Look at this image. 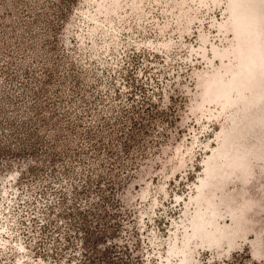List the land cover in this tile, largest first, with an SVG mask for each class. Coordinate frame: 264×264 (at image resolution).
I'll use <instances>...</instances> for the list:
<instances>
[{"label":"rangeland","instance_id":"rangeland-1","mask_svg":"<svg viewBox=\"0 0 264 264\" xmlns=\"http://www.w3.org/2000/svg\"><path fill=\"white\" fill-rule=\"evenodd\" d=\"M64 4L0 0V264H264V0Z\"/></svg>","mask_w":264,"mask_h":264},{"label":"trees","instance_id":"trees-1","mask_svg":"<svg viewBox=\"0 0 264 264\" xmlns=\"http://www.w3.org/2000/svg\"><path fill=\"white\" fill-rule=\"evenodd\" d=\"M69 1L70 0H63V2L65 4H64V6L62 5V7L60 9V13L57 14L58 15L57 16L58 17V20H60L61 19V16L66 12V9L68 8V2ZM1 121L2 120H0V125L2 123ZM8 126H10V124H8ZM4 132H7V134L9 133L11 135H14V134L17 133V135L21 136L20 135V130L18 128H14V129L13 128H10V130H9V128H3V129H1L0 134H2ZM21 138H23V140H22L23 143L26 142V146L24 148V150H26L25 152L34 153L35 151H38L40 148L43 147L42 146L43 144L42 143L39 144V141L37 139H32V136L30 134H23ZM21 151H23V150H21ZM19 152H20V150H18V151H10L9 152V155L11 157H13V156L16 155V153H19Z\"/></svg>","mask_w":264,"mask_h":264}]
</instances>
